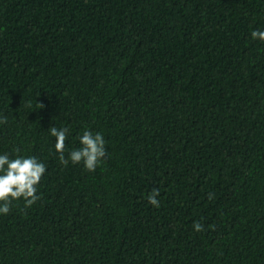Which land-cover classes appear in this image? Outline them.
I'll return each mask as SVG.
<instances>
[{
	"label": "trees",
	"instance_id": "trees-1",
	"mask_svg": "<svg viewBox=\"0 0 264 264\" xmlns=\"http://www.w3.org/2000/svg\"><path fill=\"white\" fill-rule=\"evenodd\" d=\"M253 29L264 0H0V153L46 165L0 215V264H264ZM51 127L65 159L102 133L95 171Z\"/></svg>",
	"mask_w": 264,
	"mask_h": 264
},
{
	"label": "clouds",
	"instance_id": "clouds-1",
	"mask_svg": "<svg viewBox=\"0 0 264 264\" xmlns=\"http://www.w3.org/2000/svg\"><path fill=\"white\" fill-rule=\"evenodd\" d=\"M253 40L264 41V30L253 29L251 31ZM7 122V117L0 116V125ZM50 133L55 137L54 148L60 155L61 162L68 164L83 163L89 171H95L99 162L105 157V139L102 133H93L85 129L79 135V147L68 152V158L64 157L65 140L69 134L67 127H51ZM46 171V165L34 155H10L8 152L0 153V215L7 214L11 202L23 199L26 206H31L37 199V187L42 175ZM159 189L154 188L147 195L150 205L159 207ZM211 227V225L209 226ZM195 231H201L203 225L199 222L193 224Z\"/></svg>",
	"mask_w": 264,
	"mask_h": 264
}]
</instances>
